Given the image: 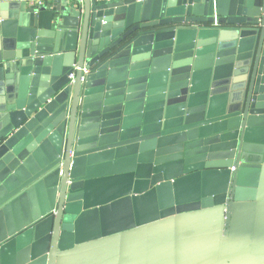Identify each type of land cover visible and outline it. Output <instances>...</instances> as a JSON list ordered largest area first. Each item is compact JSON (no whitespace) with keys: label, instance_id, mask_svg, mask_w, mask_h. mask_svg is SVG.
<instances>
[{"label":"water","instance_id":"95a60500","mask_svg":"<svg viewBox=\"0 0 264 264\" xmlns=\"http://www.w3.org/2000/svg\"><path fill=\"white\" fill-rule=\"evenodd\" d=\"M54 3L0 0V264H264V0Z\"/></svg>","mask_w":264,"mask_h":264},{"label":"crops","instance_id":"0c3cea01","mask_svg":"<svg viewBox=\"0 0 264 264\" xmlns=\"http://www.w3.org/2000/svg\"><path fill=\"white\" fill-rule=\"evenodd\" d=\"M63 1L65 2V0ZM28 4L33 6V4L29 1ZM44 6L47 7V10L40 12V19L44 22L43 24H48L54 17L56 4L54 3V0H44Z\"/></svg>","mask_w":264,"mask_h":264},{"label":"built area","instance_id":"2783aa9c","mask_svg":"<svg viewBox=\"0 0 264 264\" xmlns=\"http://www.w3.org/2000/svg\"><path fill=\"white\" fill-rule=\"evenodd\" d=\"M29 2H31L33 5H36V6H44V0H28Z\"/></svg>","mask_w":264,"mask_h":264}]
</instances>
